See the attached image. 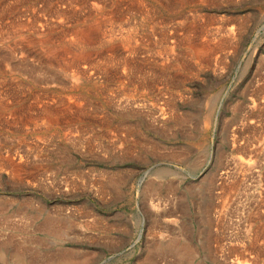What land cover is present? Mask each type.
Returning a JSON list of instances; mask_svg holds the SVG:
<instances>
[{"label": "rangeland", "instance_id": "374dc122", "mask_svg": "<svg viewBox=\"0 0 264 264\" xmlns=\"http://www.w3.org/2000/svg\"><path fill=\"white\" fill-rule=\"evenodd\" d=\"M49 3L0 0V264H181L170 242L188 264L264 263V0H115L69 68L37 39L65 44L83 13Z\"/></svg>", "mask_w": 264, "mask_h": 264}, {"label": "bare ground", "instance_id": "6f19581e", "mask_svg": "<svg viewBox=\"0 0 264 264\" xmlns=\"http://www.w3.org/2000/svg\"><path fill=\"white\" fill-rule=\"evenodd\" d=\"M136 1V3H140V0H135ZM118 2V1H117ZM123 2V1H122ZM115 0H55V3H49L48 5H46V7H48L49 6V8L47 9L44 5H43V7H41V9L43 10V8H45L46 10H48V11H51V12H53V16H54V14H55V16L56 17H59V18H61V23H62V20L64 21L66 18L69 20L70 19V21H71V19H75V16L73 15V14H76V13H78V14H82L83 13V17L81 18L82 19V21H80V20H78V19H75V27L73 28V29H71V30H69L68 32H62L63 33V36L62 37H66V36H68V41L67 42H65V44L63 43V45H59V46H57L56 45V43L55 42H48L49 40H51V39H49L48 40V34L45 32H42V34L44 33V35H42V36H40V38H38L37 40L39 41V43L40 44H42V45H45V48H46V50L47 51H49L51 54V56H49L51 59H53L54 60V62H59L60 64L59 65H62L63 64V66L65 67V68H69L70 66H78L81 62H83V61H85V60H87L90 56H91V54H90V52H89V47L91 46V44H93L94 42H96L98 39H100V35L102 34L101 33V27H102V24H105V22L107 21V20H109L110 18L109 17H112L113 16V14L114 13H118V15L117 16H119V13H123L122 12V10L124 11V9L125 8H123L122 9V5H121V3H115ZM126 3H127V1H126ZM146 5V4H145ZM125 6V5H124ZM8 7V6H7ZM12 7V6H11ZM32 7V6H31ZM126 7V9H125V11L127 10H129V7H127V6H125ZM2 10V9H1ZM6 11V10H5ZM41 11V10H40ZM126 11V12H127ZM145 12V11H144ZM149 13V12H148ZM18 14H20V13H18ZM17 14V15H18ZM35 14V13H34ZM46 14V13H45ZM49 14V13H48ZM112 14V15H111ZM17 15H15V16H17ZM22 15V14H21ZM20 15V16H21ZM23 15H25V14H23ZM15 16H14V18H15ZM42 16V15H41ZM45 16V15H44ZM48 16V15H47ZM79 16V15H78ZM77 16V17H78ZM97 16H101L102 18H100V17H97ZM76 17V18H77ZM123 17V16H122ZM126 17V16H125ZM18 18V17H17ZM47 18V17H46ZM49 18V17H48ZM63 18H65V19H63ZM3 19V18H2ZM12 19V18H11ZM19 19V18H18ZM36 19H39V18H36ZM80 19V18H79ZM107 19V20H106ZM122 19V18H121ZM120 19V20H121ZM155 19V18H154ZM46 20V19H45ZM19 21H21V20H19ZM125 21V20H124ZM154 21V20H153ZM12 22V20L10 21V23ZM15 22V21H14ZM13 22V23H14ZM34 21H32V23H33ZM66 22V21H65ZM126 22V21H125ZM20 23V22H19ZM122 23V22H121ZM8 24V23H7ZM23 24V23H22ZM28 24V23H27ZM30 24V23H29ZM126 24H128V23H126ZM12 25V24H11ZM19 25V24H18ZM184 25V24H183ZM21 26V25H20ZM32 26V25H31ZM30 26V27H31ZM34 26V25H33ZM33 26L31 27V29L33 28ZM187 26V25H186ZM125 27H126V25H125ZM193 27V26H192ZM26 28V27H25ZM29 28V27H28ZM27 28V29H28ZM38 28H40V27H38ZM46 28V27H45ZM52 28H53V26H52ZM51 27H50V29H52ZM116 28V27H115ZM115 28H113V29H115ZM127 28V27H126ZM188 28V27H187ZM191 28V27H190ZM195 28V27H194ZM30 29V28H29ZM193 29V28H192ZM5 30V29H4ZM15 30V29H14ZM20 30V29H19ZM33 30V29H32ZM40 30V29H39ZM112 30V29H111ZM191 30V29H190ZM21 31V30H20ZM35 31V30H34ZM37 32H38V30H36ZM35 31V32H36ZM44 31H45V29H44ZM126 31V30H125ZM185 31V30H184ZM188 32H189V29L187 30ZM13 32V31H12ZM154 32V31H153ZM183 32V31H182ZM8 33V32H7ZM10 33V32H9ZM18 33H19V31H18ZM62 33H60V34H62ZM109 33V32H108ZM118 33V32H117ZM124 33V32H123ZM17 34V33H16ZM50 34V33H49ZM106 34V33H105ZM155 34V33H154ZM175 34V33H174ZM1 35V34H0ZM3 35V34H2ZM185 35V34H184ZM27 36V35H26ZM55 36V35H54ZM57 36V35H56ZM171 36V35H170ZM186 36H189V35H186ZM52 37V36H51ZM146 37V36H145ZM158 37V36H157ZM3 38V37H2ZM19 38V37H18ZM29 38H30V36H29ZM58 38H59V36H58ZM107 38V37H106ZM105 38V39H106ZM189 38V37H188ZM187 38V39H188ZM25 39H27V38H25ZM33 39V38H32ZM158 39V38H157ZM165 39V38H164ZM173 39V38H172ZM185 39V38H184ZM58 40V39H57ZM115 40H118V39H115ZM163 40V39H162ZM175 40V39H174ZM186 40V39H185ZM28 41V40H27ZM33 41V40H32ZM54 41V40H53ZM101 41V40H100ZM103 41V40H102ZM114 41V40H113ZM179 41H180V39H179ZM188 41V40H187ZM3 42V41H2ZM18 42V41H17ZM16 42V43H17ZM47 42L49 43V45H47ZM156 42V41H155ZM192 42V41H191ZM190 42V43H191ZM23 43V42H22ZM129 43V42H128ZM164 43V42H163ZM177 43V42H176ZM52 44H54V45H52ZM59 44H60V41H59ZM172 44V43H171ZM174 44V43H173ZM187 44H189L188 42H187ZM191 44H193V43H191ZM199 44V43H198ZM197 44V45H198ZM222 44H224V43H222ZM21 45V44H20ZM24 45V44H23ZM26 45V44H25ZM190 45V44H189ZM195 45H196V43H195ZM195 45L193 44V47H195ZM219 45V44H218ZM110 46V45H109ZM199 46V45H198ZM204 46V45H203ZM221 46V45H220ZM137 48V47H136ZM172 48V47H171ZM197 48V47H196ZM212 48V47H211ZM12 49H14V48H12ZM105 49V48H104ZM115 49V48H114ZM205 49V48H204ZM91 50V49H90ZM109 50H111V49H109ZM134 50V49H133ZM213 50V49H212ZM14 51V50H13ZM96 51V50H95ZM120 51V50H119ZM188 51V50H187ZM104 52H105V54H106V51L104 50ZM112 52V51H111ZM118 52V51H117ZM176 52V51H175ZM102 53V52H101ZM121 53V52H120ZM134 53H136V52H134ZM211 53V52H210ZM39 54H40V51H39ZM68 54H70V56L71 57H69V59H67V55ZM128 54H129V51H128ZM136 54H138V51H137V53ZM22 55H23V53H22ZM30 55V54H29ZM54 55H55V57H54ZM99 55H100V53H99ZM102 55H103V53H102ZM112 55V54H111ZM113 55H114V53H113ZM119 55V54H118ZM1 56H3L2 54H1ZM5 56V55H4ZM24 56V55H23ZM28 56V55H27ZM131 56V55H130ZM178 56V55H177ZM202 56V55H201ZM205 57H206V55H204ZM25 57V56H24ZM46 57V56H45ZM100 57V56H99ZM98 57V58H99ZM109 57H110V55H109ZM109 57H108V59H109ZM128 57V56H127ZM132 57V56H131ZM104 58V57H103ZM111 58V57H110ZM117 58H118V56H117ZM155 58V57H154ZM175 58V57H174ZM179 58V57H178ZM21 59H22V57H21ZM34 59V58H33ZM32 59V60H33ZM41 59H43V58H41ZM48 59V58H47ZM50 59V60H51ZM93 59V58H92ZM112 59V58H111ZM114 59V58H113ZM116 59V58H115ZM114 59V60H115ZM175 59H177V58H175ZM19 60V59H18ZM52 60V61H53ZM90 60V59H89ZM94 60V59H93ZM98 60V59H97ZM105 60V59H104ZM122 60H124V59H122ZM132 60V59H131ZM179 60V59H178ZM210 60V59H209ZM44 61V60H43ZM49 61V60H48ZM133 61V60H132ZM181 60H179V62H180ZM200 61H201V58H200ZM44 62H46V60L44 61ZM86 62V61H85ZM93 62V61H92ZM105 62H106V60H105ZM135 62V61H134ZM38 63V62H37ZM99 63H100V61H99ZM126 63V62H125ZM124 63V64H125ZM128 63V62H127ZM133 63V62H132ZM136 63H138V62H136ZM167 63V62H166ZM208 63H209V61H208ZM13 64V63H12ZM14 64H16V63H14ZM19 64V63H18ZM86 64H88V63H86ZM101 64V63H100ZM106 64V63H105ZM181 64V63H180ZM183 64V63H182ZM102 65V64H101ZM115 65V64H114ZM208 65V64H207ZM210 65H211V63H210ZM14 67H15V65H13ZM18 66V65H17ZM56 66V65H55ZM62 66V67H63ZM91 66V65H90ZM103 66V65H102ZM107 66V65H106ZM109 66V65H108ZM19 67H21V66H19ZM41 67H43V66H41ZM97 67H98V65H97ZM96 67V68H97ZM122 67V66H121ZM129 67V66H128ZM188 67H189V65H188ZM23 68H24V66H23ZM29 68H30V66H29ZM107 68V67H106ZM115 68V67H114ZM7 69V68H6ZM10 69V68H9ZM81 69V68H80ZM8 70V69H7ZM21 70V69H20ZM28 70V69H27ZM32 70V69H31ZM30 70V71H31ZM44 70V69H43ZM85 70V69H84ZM92 70H93V67H92ZM109 70H111V69H109ZM122 70V69H121ZM127 70V69H126ZM130 69H128V71H129ZM16 71V70H15ZM33 71H35V70H33ZM50 71V70H49ZM53 71V70H52ZM62 71V70H61ZM95 71V70H94ZM116 71V70H115ZM131 71V70H130ZM133 71V70H132ZM158 71V70H157ZM11 72V71H10ZM29 72V71H28ZM36 72V71H35ZM34 72V74L33 75H35L36 73ZM97 72V71H96ZM31 73V72H30ZM33 73V72H32ZM39 73H40V71H39ZM42 73H45V72H42ZM41 73V74H42ZM74 73H76V71L74 72ZM73 73V74H74ZM134 73V72H133ZM132 73V74H133ZM136 73V72H135ZM134 73V74H135ZM137 73H140V72H137ZM154 73H156V72H154ZM79 74H83L82 72H80ZM125 74H127V72L125 73ZM124 74V75H125ZM27 75V74H26ZM45 75V74H44ZM86 75V74H85ZM99 75V74H98ZM136 75V74H135ZM157 75V74H156ZM163 75H164V73H163ZM32 76V75H31ZM46 76V75H45ZM56 76V75H55ZM78 76V75H77ZM140 76V75H139ZM42 77H44V76H42ZM53 77V76H52ZM64 77V76H63ZM107 77V76H106ZM40 78V77H39ZM61 78V77H60ZM120 78V77H119ZM119 78H117V79H119ZM135 78H137V76L135 77ZM69 79H71L70 77H69ZM44 80V79H43ZM53 80H54V78H53ZM143 80H145V79H143ZM66 81V80H65ZM108 81V80H107ZM120 81V80H119ZM137 80H135V82H136ZM59 82V81H58ZM77 82V81H76ZM109 82V81H108ZM146 82V81H145ZM1 83V82H0ZM12 83V82H11ZM37 83V82H36ZM40 84H41V82H39ZM49 83V82H48ZM60 83V82H59ZM2 84H3V82H2ZM77 84V83H76ZM88 84V83H87ZM33 85V84H32ZM104 85V84H103ZM102 85V86H103ZM127 85V84H126ZM145 85V84H144ZM147 85H149L148 83H147ZM5 86V85H4ZM60 86V85H59ZM88 86H89V84H88ZM100 86V85H99ZM105 86H107V85H105ZM142 86V85H141ZM35 87V86H34ZM90 87V86H89ZM94 87V86H93ZM152 87H154V86H152ZM60 88H61V86H60ZM124 88H126L125 86H124ZM138 88V87H137ZM53 89V88H52ZM56 89V88H55ZM80 89H81V87H80ZM49 90V89H48ZM51 90V89H50ZM97 90H98V88H97ZM96 90V91H97ZM128 90V89H127ZM133 90V89H132ZM262 90V89H261ZM77 91V90H76ZM79 91V90H78ZM77 91V92H78ZM81 91H83L82 89H81ZM6 92V91H5ZM36 92V91H35ZM38 92V91H37ZM65 92V91H64ZM69 92H71V91H69ZM84 92V91H83ZM260 92V91H259ZM48 93V92H47ZM49 93H50V91H49ZM102 93V92H101ZM115 93V92H114ZM6 94V93H5ZM38 94V93H37ZM46 94V93H45ZM70 94V93H69ZM77 94V93H76ZM93 94V93H92ZM99 93L97 92V95H98ZM104 94V93H103ZM1 95V94H0ZM49 95V94H48ZM177 95V94H176ZM11 96V95H10ZM34 96V95H33ZM36 96V95H35ZM44 96V95H43ZM89 96H90V94H89ZM93 96V95H92ZM134 96V95H133ZM113 97V96H112ZM0 98H2V97H0ZM38 98V97H37ZM51 98V97H50ZM69 98H70V96H69ZM94 98V97H93ZM114 98V97H113ZM170 98V97H169ZM33 99V98H32ZM40 99V98H39ZM44 99V98H43ZM47 99V98H46ZM61 99V98H60ZM122 99V98H121ZM128 99V98H127ZM130 99V98H129ZM16 100V99H15ZM34 100H36V99H34ZM55 100V99H54ZM137 100V99H136ZM257 100V99H256ZM142 101H143V99H142ZM141 101V102H142ZM14 102V101H13ZM37 103H38V101H36ZM57 102V101H56ZM71 102V101H70ZM130 102V101H129ZM166 102V101H165ZM59 103V102H58ZM1 104V103H0ZM26 104V103H25ZM121 104V103H120ZM119 103H118V105H120ZM18 105V104H17ZM45 105V104H44ZM43 105V106H44ZM127 105V104H126ZM253 105V104H252ZM24 106V105H23ZM27 106V105H26ZM26 106H25V108H26ZM29 106V105H28ZM51 106V105H50ZM65 106V105H64ZM124 106H125V103H124ZM262 106V105H261ZM260 105H259V107H261ZM1 107V106H0ZM58 107V106H57ZM75 107H77V106H75ZM167 107V106H166ZM22 108V107H21ZM42 108V107H41ZM46 108V107H45ZM52 108V107H51ZM50 108V109H51ZM62 108V107H61ZM70 108H72V107H70ZM69 108V109H70ZM81 108V107H80ZM246 108V107H245ZM27 109V108H26ZM25 109V110H26ZM47 109V108H46ZM48 109H49V107H48ZM57 110H59L58 108H56ZM131 109V108H130ZM259 109V108H258ZM17 110V109H16ZM21 110V109H20ZM23 110V109H22ZM62 109H60V111H61ZM66 110V112L68 113L69 111H67V109H65ZM72 110V109H71ZM82 110V109H81ZM131 110H133L134 111V108H132ZM261 110V109H260ZM48 111V110H47ZM50 112H51V110H49ZM59 111V112H60ZM73 111V110H72ZM130 111V110H129ZM136 111V110H135ZM262 111H264V107H262ZM58 112V113H59ZM64 112V111H63ZM65 112V113H66ZM79 112V111H78ZM88 112H89V110H88ZM170 112V111H169ZM242 112V111H241ZM19 113H21V112H19ZM55 113V112H54ZM61 113V112H60ZM82 113V112H81ZM17 115H18V112L16 113ZM15 114V115H16ZM46 114V113H45ZM56 114H57V111H56ZM56 114H54V115H56ZM68 114H70V113H68ZM73 114H75V113H73ZM77 114V113H76ZM167 114V113H166ZM12 115V114H11ZM43 115V114H42ZM50 116H51V114H49ZM79 115H81V114H79ZM172 115V114H171ZM174 115V114H173ZM75 116H77V115H75ZM82 116V115H81ZM176 116V115H175ZM243 117V116H242ZM79 118V117H78ZM173 118V117H172ZM254 118V117H253ZM255 118H256V115H255ZM50 119H53L52 118V116H51V118ZM55 119V118H54ZM104 119V118H103ZM128 119V118H127ZM170 119V118H169ZM252 119V118H251ZM262 119V118H261ZM57 120V119H56ZM75 120V119H74ZM77 120V119H76ZM166 120V119H165ZM243 120H244V117H243ZM25 121V120H24ZM55 121V120H54ZM61 121V120H60ZM105 121V120H104ZM243 122H245V121H243ZM56 124V123H55ZM58 124V123H57ZM50 126V125H49ZM131 126V125H130ZM48 128V127H47ZM246 130V129H245ZM130 133V132H129ZM69 134V133H68ZM262 143H264V142H262ZM155 145V144H154ZM154 147V146H153ZM246 147V146H245ZM259 150V149H258ZM256 155V154H255ZM254 159V158H253ZM246 160V159H245ZM238 161V160H237ZM260 161V160H259ZM234 162V161H233ZM248 162V161H247ZM261 162V161H260ZM262 162H264V161H262ZM228 163V162H227ZM238 163V162H237ZM237 163H233V164H237ZM243 163V162H242ZM246 163V162H245ZM254 163V162H253ZM257 163V162H256ZM14 164V163H13ZM249 164V163H248ZM15 165V164H14ZM13 165V166H14ZM17 165V164H16ZM15 165V166H16ZM243 165V164H242ZM239 166V165H238ZM253 166H255V163H254V165ZM257 166V165H256ZM262 166V165H261ZM242 167V166H241ZM262 167H264V166H262ZM230 168V167H229ZM254 168V167H253ZM13 169H14V167H13ZM232 169V168H231ZM248 169V168H247ZM261 169V168H260ZM259 169V170H260ZM15 170V169H14ZM223 170H225V169H223ZM239 170V169H238ZM13 171V170H12ZM240 171V170H239ZM15 172V171H14ZM227 172V171H226ZM234 172V171H233ZM227 173H229V172H227ZM237 173V172H236ZM221 174V173H220ZM226 174V173H225ZM242 174H244L243 172H242ZM247 174V173H246ZM250 174V173H249ZM213 175V174H212ZM219 175V174H218ZM217 175V176H218ZM232 175V174H231ZM235 175V174H234ZM251 175V174H250ZM256 175V174H255ZM258 175V174H257ZM238 176V175H237ZM237 176H235V177H237ZM252 176V175H251ZM262 176V175H261ZM240 177V176H239ZM238 177V178H239ZM246 177V176H245ZM253 177V176H252ZM158 178V177H157ZM229 178V177H228ZM237 178V179H238ZM247 178H249L248 176H247ZM254 178H255V176H254ZM258 177H256L255 179H257ZM260 178H262V177H260ZM226 179V178H225ZM224 179V180H225ZM250 179V178H249ZM262 179H264V178H262ZM218 180V179H217ZM222 180V179H221ZM236 179H234V182H237V180L235 181ZM245 180H247L246 178H245ZM248 181V180H247ZM253 181H254V179H253ZM257 181V180H256ZM262 181H264V180H262ZM239 182V181H238ZM250 182H251V180H250ZM169 183V182H168ZM209 183V182H208ZM214 183V182H213ZM220 183V182H219ZM221 183H222V181H221ZM242 183V182H241ZM252 183V182H251ZM256 183V182H255ZM217 184V183H216ZM244 184V183H243ZM246 184V183H245ZM254 184V183H253ZM168 185V184H167ZM213 185V184H212ZM226 185H227V183H226ZM261 185V184H260ZM159 186L160 185H157V184H150L148 187H147V191L149 192V193H151V192H154V193H156V190L157 189H159ZM209 186H210V184H209ZM209 186H208V190H209ZM222 186H223V184H222ZM230 186H231V184H230ZM229 186V187H230ZM242 186V185H241ZM219 187V186H218ZM217 187V188H218ZM251 187V186H250ZM216 188V187H215ZM214 188V189H215ZM227 188V187H226ZM234 188H236L235 187V185H234ZM258 188V186L256 187V189ZM260 188H262V189H264V187H260ZM168 189H170V188H168ZM220 189V188H219ZM173 190V189H172ZM228 190V189H227ZM229 190H230V188H229ZM232 190H234V189H232ZM260 190V189H259ZM224 191H226V190H224ZM223 191V192H224ZM158 192V191H157ZM162 192V191H161ZM170 193V192H169ZM227 193V192H226ZM261 193H262V191H261ZM260 193V194H261ZM232 194V193H231ZM231 194L229 195H227L228 197L229 196H231ZM262 194H264V193H262ZM156 195V194H155ZM207 195V194H206ZM210 195H212V194H210ZM209 196V195H208ZM256 196V195H255ZM232 197V196H231ZM262 197H264V196H262ZM227 200H228V198H227ZM226 200V201H227ZM261 201V200H260ZM262 202H264V201H262ZM152 203V202H151ZM225 203V202H224ZM26 204V203H25ZM154 204V203H153ZM160 204V203H159ZM23 205V204H22ZM161 206V205H160ZM154 207H159V206H157V204L156 205H154ZM255 207V206H254ZM262 207V206H261ZM208 208V207H207ZM253 216V215H252ZM256 217V216H255ZM258 217V216H257ZM256 217V218H257ZM248 218H249V216H248ZM48 221H50L49 219H48ZM48 221H46V223H44L45 225H44V230H46V231H48V232H56L55 230H57V228H53V223L52 222H50V223H47ZM251 221H255V220H251ZM250 222V221H249ZM43 223V222H42ZM255 223H256V221H255ZM258 223V222H257ZM261 225V224H260ZM152 226V225H151ZM251 227V226H250ZM249 227V228H250ZM257 226H255V229H259V228H256ZM262 228H264V227H262ZM20 229V228H19ZM22 229V228H21ZM254 229V230H255ZM43 232V231H42ZM59 232V231H58ZM220 232V231H219ZM256 233V232H255ZM258 233V232H257ZM157 234H159V233H157ZM185 234V233H184ZM215 234V233H214ZM254 234V233H253ZM255 235V234H254ZM261 235H264V234H262L261 233ZM161 236H162V234H161ZM207 236V235H206ZM215 236V235H214ZM217 236V235H216ZM215 236V237H216ZM256 236V235H255ZM258 236V235H257ZM154 237V236H153ZM155 238V237H154ZM182 238V237H181ZM214 237H212V240H214L213 239ZM255 238V237H254ZM186 239V238H185ZM208 239V238H207ZM210 239V238H209ZM218 239V238H217ZM256 239V238H255ZM209 242V241H208ZM207 242V243H208ZM212 242V241H211ZM155 244V243H154ZM211 244V243H210ZM214 244V243H213ZM220 244H222V243H220ZM156 245V244H155ZM179 245V244H178ZM209 245V244H208ZM221 246V245H220ZM223 246V245H222ZM154 247V246H153ZM155 247H157V246H155ZM168 247H169V249L171 248L173 251H175V254H177L176 256H178L179 257V260H180V263L181 264H188L189 262H191V260H192V251H191V249H190V247L189 246H187L186 244H181L180 246H179V248H176V244H175V242H170L169 243V245H168ZM211 247V246H210ZM217 247V246H216ZM232 247V246H231ZM150 249H152V248H150ZM168 249V248H167ZM166 249V250H167ZM168 249V250H169ZM194 250H196V249H194ZM210 250H211V248H210ZM217 250V249H216ZM64 251V250H63ZM154 251V250H153ZM156 251V250H155ZM171 251V250H170ZM157 252H159V251H157ZM197 252V251H196ZM153 253V252H152ZM151 253V254H152ZM174 253V252H173ZM210 253V252H209ZM257 253V252H256ZM71 254V253H70ZM157 254V253H156ZM206 254V253H205ZM213 254H214V252H213ZM68 254L65 252V253H63V255L60 257V258H58L57 257V259L56 260H54L52 263L50 262L49 264H76L75 262H74V260L73 259H71L70 258V256H67ZM162 256H163V254H161ZM161 255H158V256H160L161 257ZM167 255V254H166ZM209 255H212V254H209ZM217 255V254H216ZM256 255V254H255ZM261 255V254H260ZM260 255H257V256H260ZM59 256H60V254H59ZM150 256V255H149ZM72 257V256H71ZM147 257H148V255H147ZM173 257H175V255L173 256ZM207 257H209V256H207ZM216 257V256H215ZM221 257H222V255H221ZM256 257V256H255ZM177 258V257H176ZM210 258H211V256H210ZM223 258H224V256H223ZM248 257H246L245 259H247ZM252 258H254L253 256L251 257V260L253 261L254 259H252ZM197 259V258H196ZM220 259V258H219ZM222 259V258H221ZM242 259V258H241ZM250 259V258H249ZM12 260V259H11ZM13 260H14V264H30V262H26L25 260H24V258H23V256L22 255H20L19 253L18 254H14L13 255ZM12 260V261H13ZM209 260V259H208ZM231 260V259H230ZM235 260H237V259H235ZM248 260V259H247ZM143 261V260H142ZM149 261H151V259L149 260ZM242 261V260H241ZM258 261V260H257ZM244 262V261H243ZM247 262V261H246ZM251 262V261H250ZM34 263V262H33ZM235 263V262H234ZM236 263H238V262H236ZM248 263H249V261H248ZM258 263V262H257ZM261 263V262H260ZM177 264V263H176ZM196 264H198V263H196ZM223 264H225V263H223ZM230 264V263H229ZM232 264V263H231ZM240 264V263H239ZM249 264H251V263H249ZM255 264V263H254ZM262 264H264V263H262Z\"/></svg>", "mask_w": 264, "mask_h": 264}]
</instances>
